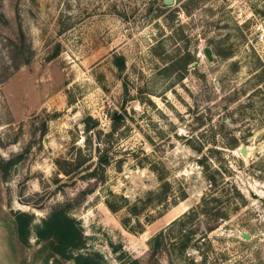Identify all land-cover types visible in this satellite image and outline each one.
<instances>
[{
  "label": "rangeland",
  "instance_id": "rangeland-1",
  "mask_svg": "<svg viewBox=\"0 0 264 264\" xmlns=\"http://www.w3.org/2000/svg\"><path fill=\"white\" fill-rule=\"evenodd\" d=\"M172 1L0 0L5 263L264 264V0ZM103 154L106 181L86 178ZM60 210L71 259L36 235Z\"/></svg>",
  "mask_w": 264,
  "mask_h": 264
},
{
  "label": "trees",
  "instance_id": "trees-1",
  "mask_svg": "<svg viewBox=\"0 0 264 264\" xmlns=\"http://www.w3.org/2000/svg\"><path fill=\"white\" fill-rule=\"evenodd\" d=\"M117 67L122 70L125 67V62L122 57L117 58ZM122 118L121 115L115 114L112 118L114 128L109 134L110 136L116 131L117 126L116 122L120 121ZM99 166H87L86 167V178L96 179L97 181L104 183L106 181V173L107 167L109 165V159L107 154H103L99 158ZM79 168L81 166H75ZM162 179V178H161ZM161 189H163L165 194H168L171 190V185L169 182H165ZM152 194L148 195L147 200H140L139 203L143 204V207H146L151 204ZM212 201H218L214 198ZM106 204L109 209L115 213L119 209L115 207V204L112 203L110 200H106ZM139 204H135L131 209L134 215L139 213ZM188 216V215H185ZM184 216V217H185ZM34 221V217L27 213H17L15 215V223H16V230L19 239L23 243L28 242V237L30 235L32 223ZM178 221L176 220L172 223L175 225ZM151 222V221H150ZM123 226L128 229V225L126 221H123ZM131 230V229H129ZM132 231V230H131ZM143 231V227L141 228L140 232ZM136 232V231H135ZM36 235L39 240L41 241H50V247L52 251L66 259L73 258L70 254L72 250H78L84 244L83 236L81 229L79 228L78 224L69 216L66 215L64 210L57 211L54 213L47 221H45L41 226L37 228ZM149 247L153 252H164L167 250V241H166V234L164 231L158 233L149 241ZM77 264H98L91 259L75 257L74 258Z\"/></svg>",
  "mask_w": 264,
  "mask_h": 264
},
{
  "label": "water",
  "instance_id": "water-1",
  "mask_svg": "<svg viewBox=\"0 0 264 264\" xmlns=\"http://www.w3.org/2000/svg\"><path fill=\"white\" fill-rule=\"evenodd\" d=\"M172 3H173L172 0H165V4H166V5H171ZM204 53H205L207 59H208L210 62H212V61L214 60L213 49H212L211 47H209V46L205 47V48H204ZM241 152H242L244 155L247 154V151H246L245 148H241ZM245 237L248 238L247 235H245ZM0 264H7V263H5V261L1 258V256H0Z\"/></svg>",
  "mask_w": 264,
  "mask_h": 264
},
{
  "label": "built area",
  "instance_id": "built-area-1",
  "mask_svg": "<svg viewBox=\"0 0 264 264\" xmlns=\"http://www.w3.org/2000/svg\"><path fill=\"white\" fill-rule=\"evenodd\" d=\"M257 32L260 34L261 40H263L264 39V30H263L262 26L257 27Z\"/></svg>",
  "mask_w": 264,
  "mask_h": 264
}]
</instances>
